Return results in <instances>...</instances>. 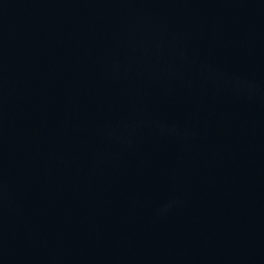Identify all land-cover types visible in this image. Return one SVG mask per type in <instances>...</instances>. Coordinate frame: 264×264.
Returning <instances> with one entry per match:
<instances>
[{
	"label": "water",
	"instance_id": "1",
	"mask_svg": "<svg viewBox=\"0 0 264 264\" xmlns=\"http://www.w3.org/2000/svg\"><path fill=\"white\" fill-rule=\"evenodd\" d=\"M0 264H264V0H0Z\"/></svg>",
	"mask_w": 264,
	"mask_h": 264
}]
</instances>
